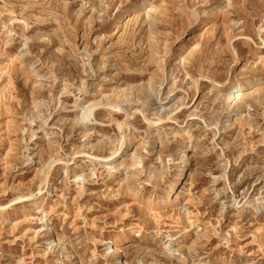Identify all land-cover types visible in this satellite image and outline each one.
<instances>
[{"label": "rangeland", "instance_id": "rangeland-1", "mask_svg": "<svg viewBox=\"0 0 264 264\" xmlns=\"http://www.w3.org/2000/svg\"><path fill=\"white\" fill-rule=\"evenodd\" d=\"M0 207V264H264V0H0Z\"/></svg>", "mask_w": 264, "mask_h": 264}, {"label": "bare ground", "instance_id": "bare-ground-1", "mask_svg": "<svg viewBox=\"0 0 264 264\" xmlns=\"http://www.w3.org/2000/svg\"><path fill=\"white\" fill-rule=\"evenodd\" d=\"M194 13V12H193ZM124 14V13H123ZM251 41V40H250ZM253 43V42H252ZM231 46V45H230ZM237 77V76H235ZM233 78V77H232ZM232 78H228L227 80H225L224 82H214V85L223 92V94L227 97H230V94H232V91H229L227 90V86H228V83L231 81ZM246 81H249V80H241V81H235V88L238 87V90L237 92L235 93L234 95V98L238 96V94L240 93V91L242 90V87L243 86H246L248 85L249 83ZM232 110V109H231ZM232 112V111H231ZM82 116V115H81ZM229 119V118H228ZM227 119V120H228ZM186 151V148L183 147V155H186L187 154V151ZM185 152V153H184ZM123 153L122 149L116 151L113 155H110V156H103V157H98L97 160L98 162H103V163H108V162H111L113 161L116 157L120 156L121 154ZM178 158H180V155H178ZM179 162H182V160H179ZM182 171H181V175L183 174V172L185 171V166H182L181 167ZM180 178L182 177H178V180H180ZM41 191V190H40ZM40 195V194H39ZM177 194L174 192V189L173 187H171V194L167 197H164L162 199V202L163 203H167V202H172L173 201H176L177 200ZM30 200H33L34 202H39V198L37 196H33L32 199ZM178 202V201H177ZM11 207V206H10ZM6 210V207H0V213L4 212ZM3 214V213H2ZM191 219V218H190ZM176 239H179L178 236L176 235H172L171 237V241L172 240H176Z\"/></svg>", "mask_w": 264, "mask_h": 264}]
</instances>
